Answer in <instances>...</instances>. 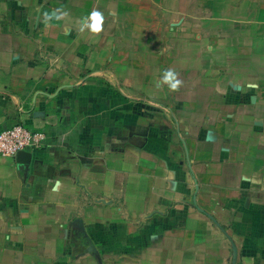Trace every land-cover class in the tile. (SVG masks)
<instances>
[{"label": "crops", "instance_id": "0c3cea01", "mask_svg": "<svg viewBox=\"0 0 264 264\" xmlns=\"http://www.w3.org/2000/svg\"><path fill=\"white\" fill-rule=\"evenodd\" d=\"M258 13L206 41L186 0H0V130L45 133L0 156V264H264Z\"/></svg>", "mask_w": 264, "mask_h": 264}, {"label": "rangeland", "instance_id": "374dc122", "mask_svg": "<svg viewBox=\"0 0 264 264\" xmlns=\"http://www.w3.org/2000/svg\"><path fill=\"white\" fill-rule=\"evenodd\" d=\"M262 2L264 5V0H186L188 14L185 19L186 22H193L195 19L198 21L201 7L204 27L202 39L223 40V36H228L233 25L257 24Z\"/></svg>", "mask_w": 264, "mask_h": 264}, {"label": "built area", "instance_id": "2783aa9c", "mask_svg": "<svg viewBox=\"0 0 264 264\" xmlns=\"http://www.w3.org/2000/svg\"><path fill=\"white\" fill-rule=\"evenodd\" d=\"M45 133L15 123L0 130V156H14L19 150L37 149L42 146Z\"/></svg>", "mask_w": 264, "mask_h": 264}, {"label": "clouds", "instance_id": "9594fccd", "mask_svg": "<svg viewBox=\"0 0 264 264\" xmlns=\"http://www.w3.org/2000/svg\"><path fill=\"white\" fill-rule=\"evenodd\" d=\"M103 22V16L99 11H92L90 13V24L88 27L93 32H99L101 30ZM163 82L167 83L171 89H176L181 81L176 78V73L172 70H166L162 77Z\"/></svg>", "mask_w": 264, "mask_h": 264}, {"label": "water", "instance_id": "95a60500", "mask_svg": "<svg viewBox=\"0 0 264 264\" xmlns=\"http://www.w3.org/2000/svg\"><path fill=\"white\" fill-rule=\"evenodd\" d=\"M16 156H21L23 158V161L27 162V158L29 157V152L27 150H19L16 153Z\"/></svg>", "mask_w": 264, "mask_h": 264}]
</instances>
